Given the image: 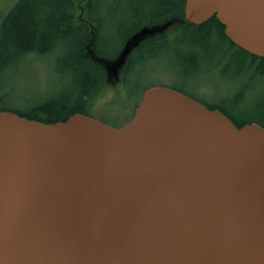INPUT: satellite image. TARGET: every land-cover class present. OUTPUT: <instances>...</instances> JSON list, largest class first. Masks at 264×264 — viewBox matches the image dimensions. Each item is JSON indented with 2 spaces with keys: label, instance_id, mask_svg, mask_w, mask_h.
Listing matches in <instances>:
<instances>
[{
  "label": "water",
  "instance_id": "1",
  "mask_svg": "<svg viewBox=\"0 0 264 264\" xmlns=\"http://www.w3.org/2000/svg\"><path fill=\"white\" fill-rule=\"evenodd\" d=\"M213 16L264 58V0H185L184 22ZM172 21L136 31L113 59L88 52L118 80ZM0 264H264V126L237 127L164 85L119 126L0 110Z\"/></svg>",
  "mask_w": 264,
  "mask_h": 264
},
{
  "label": "trees",
  "instance_id": "2",
  "mask_svg": "<svg viewBox=\"0 0 264 264\" xmlns=\"http://www.w3.org/2000/svg\"><path fill=\"white\" fill-rule=\"evenodd\" d=\"M77 1L18 0L3 17L0 23V110L13 111L45 122L65 120L75 112L94 116L93 101L105 88L107 79L103 66L93 59L88 52L89 48L97 57L113 59L128 37L142 26L173 16H182L185 2V0H82L81 15H77ZM97 7H102V19L92 15ZM106 14L113 15L108 19L110 36L108 35L107 41L113 44L110 50L100 48V45L103 46L105 43L103 33L101 39V24L103 31ZM178 31L184 32L189 44L197 46L216 44L229 54L233 51L234 56L228 59V63H235L238 66L235 77H246L234 98L244 100L248 93H256L257 87L249 86V83L255 78L264 77V58L252 55L231 42L224 34L223 25L214 16L198 25L183 22L175 31L167 29L163 33L147 37L128 55L121 73V84L129 82V73L132 70L142 66L146 60L156 58L160 51L167 49L168 44L181 40L173 35ZM188 34L193 36L189 37ZM169 35L174 38L170 40ZM212 38L216 43H211ZM56 52L60 53L57 65L60 75L69 77V81L74 83L73 89H70L67 95L49 100H28L27 106H4L6 94L13 90L12 77L19 63ZM150 86L152 85L141 89L136 101L132 97L128 98V101L134 102L135 107L143 91ZM4 88L5 92H1ZM171 88L186 93L178 86ZM188 95L209 108L219 109L237 127L251 122L264 126V93L260 95L259 104L251 106L244 104L242 110H237L234 105L236 99L231 102L230 109L223 104L209 103L191 94ZM234 110L243 116L238 118ZM131 116L132 114L129 118ZM96 118L106 122L102 118Z\"/></svg>",
  "mask_w": 264,
  "mask_h": 264
},
{
  "label": "rangeland",
  "instance_id": "3",
  "mask_svg": "<svg viewBox=\"0 0 264 264\" xmlns=\"http://www.w3.org/2000/svg\"><path fill=\"white\" fill-rule=\"evenodd\" d=\"M17 2L18 0H0V23ZM81 3L82 0L77 1V15H81ZM92 15L102 19V7L95 8ZM111 16L113 15L106 14L104 16L103 31L101 24V39L103 33L105 43L103 46L101 44L100 48H108V50L113 48V44H109L107 41L110 36L108 34V19ZM179 16L180 21H172L168 24L167 29L175 31L183 24V15ZM170 19L153 22L140 29L158 27ZM176 33L173 35L181 40H175L168 44L167 49L160 51L156 58L148 59L142 66L132 70L129 73L127 84H121L122 72L119 74L120 80L111 74L108 75L105 88L92 104L95 117L104 119L108 124H123L135 108V103L128 101V98L132 97L136 101L141 89L149 85L178 86L184 92L206 102L223 104L232 108L231 102L236 99L234 96L246 79L245 76L236 78L235 71L238 66L235 63H228V59L234 56L233 51L229 54L228 51H224L220 45L216 44L207 46L189 44L188 38L185 39L184 32ZM174 36L170 37L169 35L170 40ZM187 36L190 37L193 34ZM213 42L216 43L214 39L211 43ZM59 59L60 53L56 52L44 57L26 59L23 63H19L12 77L13 90L6 94L3 105L27 106L28 100L43 101L67 95L70 89H73L74 83L69 81V77H61L60 70L57 68ZM226 64L228 65L224 67ZM249 86L257 87L256 93H248L244 100L236 99L237 102L234 105L237 110H242L245 105L251 106L260 103V95L264 93V77L255 78L253 82L249 83ZM1 92H5V88ZM251 109L253 110V108ZM234 112L238 118L243 116L236 110Z\"/></svg>",
  "mask_w": 264,
  "mask_h": 264
}]
</instances>
